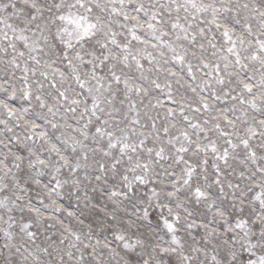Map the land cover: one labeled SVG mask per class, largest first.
<instances>
[{
  "label": "snow or ice",
  "instance_id": "obj_1",
  "mask_svg": "<svg viewBox=\"0 0 264 264\" xmlns=\"http://www.w3.org/2000/svg\"><path fill=\"white\" fill-rule=\"evenodd\" d=\"M0 264H264V0H0Z\"/></svg>",
  "mask_w": 264,
  "mask_h": 264
}]
</instances>
